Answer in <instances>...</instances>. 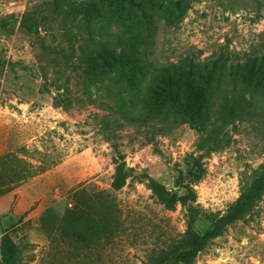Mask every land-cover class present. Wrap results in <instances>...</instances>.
I'll return each mask as SVG.
<instances>
[{
	"label": "rangeland",
	"instance_id": "1",
	"mask_svg": "<svg viewBox=\"0 0 264 264\" xmlns=\"http://www.w3.org/2000/svg\"><path fill=\"white\" fill-rule=\"evenodd\" d=\"M53 1L0 0V248L9 231L17 264H147L152 251L180 250L187 232L203 238L212 229L191 208L220 217L237 208L241 218L205 241L193 264H264V0H131V14L78 0L84 6L70 18L80 12L88 21L71 32L93 43L128 26L145 43V73L135 82L123 65L113 75L68 59L74 52L59 46ZM254 57L259 87L237 77L240 89L224 96L234 78L223 76L207 116L202 80ZM190 62L212 71L192 78L193 95L158 98L155 115L143 109L160 75ZM118 163L129 178L114 191ZM152 179L179 199L176 209L158 202ZM93 190L114 198L121 227L102 217Z\"/></svg>",
	"mask_w": 264,
	"mask_h": 264
},
{
	"label": "trees",
	"instance_id": "2",
	"mask_svg": "<svg viewBox=\"0 0 264 264\" xmlns=\"http://www.w3.org/2000/svg\"><path fill=\"white\" fill-rule=\"evenodd\" d=\"M103 3H107L110 7L114 5H119L120 8L128 10L131 14L132 9L128 6L133 4L131 0H102ZM98 3L91 5L89 8L91 10L96 9L99 6ZM84 4L78 0H54L52 3L53 12L56 15L55 20L60 19L64 32L61 34L62 42L59 43V46L65 47L70 46L71 51L74 52V55L67 57L68 59L76 58L75 64H81L84 61L93 62L95 64L101 65L104 70L109 71L111 74L115 73L116 65H123L122 72H125L126 75L130 77L131 82H135L139 77H142L145 73L146 65L144 60L147 57L143 51H140V48L145 46V43L139 40L137 36L135 38L134 32L128 29V26L120 28L122 30H105L100 35L95 37V40L92 39L93 43L88 37H84L83 33L77 31L78 33L71 32L70 27L74 29V26H79L83 22L88 21L86 14L77 13L76 16L72 18L69 11L74 9L79 11L83 8ZM129 14V15H130ZM61 17V18H60ZM131 17L122 18L121 21L129 22ZM113 23V19H108L105 21L106 25ZM117 24V23H116ZM126 24V23H124ZM88 42L92 44L89 45ZM78 43H81L78 47L79 56L76 57V46ZM64 51V49H63ZM66 58V57H65ZM248 62L245 64L232 65L226 68L216 67V74L213 78L208 76L202 80L203 88H201V93L208 96L206 104L204 106V112L207 116L210 115L211 111L215 110L214 97L222 90L221 87L227 85L222 79L223 76H230L234 78V81L230 87L223 89L224 92L221 95H226L228 93H235L240 89L241 81L237 77L244 79H250L252 82H248V89L251 91L256 87H259V75L261 67L258 66V58L254 57L248 59ZM203 69L205 74H211V67L208 63L202 64V68L195 65V63L190 62L188 65L184 66H175L174 69L169 73H162L160 77L156 80L154 85L151 86L149 90V95L143 109H147L149 112L154 115L157 114L156 106L161 107L164 105H158L155 102L158 98L169 96L172 100L177 99V97H191L193 91L195 90V82L192 80L194 76H199L200 70ZM106 71L105 75L108 74ZM104 74V73H103ZM264 77V72L261 73ZM261 76V75H260ZM237 78V79H235ZM106 80L103 81L105 83ZM137 97V96H136ZM200 97V96H199ZM234 102V101H233ZM232 103V102H231ZM192 102L187 101L186 106H191ZM233 104V103H232ZM238 108H242L241 105L236 104ZM166 108L170 111L171 106L167 105ZM189 108V107H188ZM183 109L181 108L180 111ZM131 120H137L135 114L132 113ZM129 178L128 170L124 167L123 164L118 163L116 166L115 174L113 176L112 188L114 191H119L123 189ZM260 183V179L255 175L253 179L252 189H256ZM150 189L154 193L158 202L165 207L167 210L176 209V203L179 199L172 194L161 182L152 179L150 181ZM93 194L95 200L99 203L100 210L102 212V217L104 219L112 220L117 224L118 227L123 225V222L120 218L121 209L118 207V204L115 202L114 198L106 192L96 193L94 190L90 192ZM248 193H246L247 195ZM248 196L251 197L249 194ZM73 201L80 202L81 198H84L83 191H77L73 195ZM190 212L205 220H208L212 223V229L204 235L203 238L197 237L193 232H187L184 236L181 244V249L174 251L172 254H168L163 257L162 252L152 253L148 257L147 264H193L198 253L201 251L202 245L205 241L219 237L223 234L225 228L239 220L242 216L239 209H235L232 213L220 217L219 215L208 213L205 211H200L197 208H191ZM114 213L118 214L119 217L114 219ZM1 259L0 264H17L18 261V245L15 239L12 237L9 231H6L2 237L1 241Z\"/></svg>",
	"mask_w": 264,
	"mask_h": 264
}]
</instances>
